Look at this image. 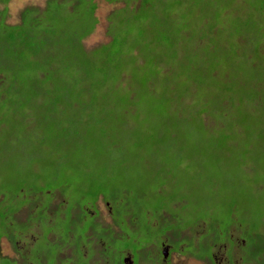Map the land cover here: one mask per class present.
Listing matches in <instances>:
<instances>
[{"label": "trees", "instance_id": "1", "mask_svg": "<svg viewBox=\"0 0 264 264\" xmlns=\"http://www.w3.org/2000/svg\"><path fill=\"white\" fill-rule=\"evenodd\" d=\"M10 1L0 0V5L3 6L0 11V117L4 114L12 115V110H14L15 115L23 117L25 122L27 118H31L33 121L32 113L34 110L42 109L43 105L41 103L44 101L42 98H46L50 106L46 110L48 116L55 114L53 108L57 106L74 109L79 114L98 111L103 116L111 115L115 110L114 114L117 112L119 115V117H115L117 124L120 127H126L129 122L128 113L135 111L134 106L131 104L137 99L136 94H130L132 91L131 84H135L136 79L138 83L142 74L147 76L144 83L147 82L148 85L151 80H155L157 77V80L164 84V87L159 88L161 91L152 92L154 90L151 87L150 92L143 93L138 99H143L145 104L141 108L142 115H146L148 118L158 116L161 122H168L159 134L160 137L157 140H154L153 136L151 139L149 138L148 140L152 141L150 144H146L144 148L147 154L144 165L154 181L157 175L165 178L167 175L173 180L174 177L181 175L179 180L181 182L192 180L200 183L199 172L206 174L214 164V162L205 158L204 151L198 149L195 144V130L199 134H209L208 130L205 129H210L207 126L208 123H205L202 119L204 110L193 116L192 111L198 109L194 108L196 105L194 107L185 106L184 111L181 110L182 99L188 97L179 96L177 98L174 95L172 92L174 87L172 86H175V78H187L190 84L196 85L195 90L202 85L201 95L204 93L203 88H207V86L212 88L213 78L211 76L222 77V73L216 70L218 67L222 66L223 72L225 68L232 69L238 62H242L244 65L252 66L253 70H251L255 82L263 92L264 53L261 54L260 51L263 50L264 52V0H228L226 4L231 7L239 1L245 2V5H247L248 12L240 16L242 21H239L243 22L242 26L248 28L246 30L248 31V38L238 36L235 39L233 34L229 33L220 40L216 37L218 43L211 39L209 34L211 29L207 27L206 32H203L204 27L201 25L206 24L207 21L220 20V18L221 21H229L227 16L222 14L223 11L213 10V5L221 4L217 1L209 0L206 4L200 5L198 0H105L107 3L114 5L121 2L123 6L112 10L107 17L109 42L90 48V50L85 48L83 41L93 32L97 23L95 18L97 4L94 0H46L44 8L28 6L21 10L19 13L20 22L16 25H9L5 21L8 12L7 5ZM137 2L139 4L136 5ZM181 11L184 13L183 15ZM148 15L149 17L146 18ZM231 15L233 19L234 13L232 12ZM172 24L181 29L180 33L176 32V34H179L180 37L183 36L182 42L189 38L183 44L179 40L177 50L168 37L165 35L159 36L162 29ZM182 27H190L193 33L191 32L190 35ZM212 34L215 36L217 31ZM189 42H192L191 47L188 45ZM245 50H251L254 53L257 58L255 64H251V59L254 58L250 54L246 55ZM139 62H141V65ZM161 64H164V66ZM160 66L166 68V73L161 74L160 69L162 68ZM238 70L243 69L240 67ZM133 71H140L141 74L135 78L132 76ZM191 72H195L199 77L196 75L190 77ZM11 73L14 80L9 85H5V79ZM202 77L205 80L201 81ZM229 80V78H226L225 81L229 82ZM123 81L126 82L125 88L121 87ZM214 81L217 83L216 80ZM167 82L170 84V91L166 90L165 83ZM126 85L130 86L131 91L126 88ZM241 85L242 82L238 84V87H241ZM251 87L254 88V86ZM6 91L9 95L6 94ZM226 92L228 93V91ZM204 94L201 95L202 98ZM194 96V104L199 103L201 97L197 91ZM7 98H12L9 102L12 100L18 108L11 109V105L6 106L4 103L8 101ZM29 100L35 103L32 109L28 106ZM229 101L231 99L225 96L219 103L224 106L223 103L226 102L229 106ZM245 101L242 104L247 102ZM173 107L176 108L174 112L172 111ZM121 110H126V112H121ZM242 112L238 109L236 115L229 116V122L221 130L225 135H229V128L234 127L241 132L240 122L245 123V120L241 118L247 115L242 114ZM261 113L259 118L254 119V122L261 121L264 123V107ZM61 121L58 120L53 123L49 134L63 132L60 129ZM199 123L203 127L205 126L204 130L198 128ZM38 127L39 125L35 127V130ZM220 134L222 133L218 135ZM126 137L133 142L134 147L137 146L135 142L136 133L127 134ZM246 137L248 138L249 134ZM174 138L177 140L176 142H174ZM220 139L222 138L216 140ZM216 140L209 143L208 149L215 148L211 146ZM257 140L260 147H264V130L259 133ZM0 144H3V142ZM135 150H142V148H135ZM158 150H162L161 152L164 153L163 159L160 161H157ZM165 151L172 153L166 158ZM218 152L223 153V151ZM35 160L31 161L35 164L37 163ZM58 164L60 163L58 162ZM48 174L53 177L56 176V172ZM68 175L67 179L69 180ZM58 177L60 179L61 175ZM198 186L201 187L199 193L202 190L203 193H206L204 187L200 184ZM48 189L51 188L41 189V192H46ZM56 192L62 194L61 190L52 192L50 190L47 193L49 200H43L41 194L37 195V207L40 213L38 220L41 223L39 228L40 231L43 228L44 232L38 238H32L35 239V242H38L41 238L48 242L47 237L49 234L54 237L55 241L52 245L57 247L56 252H58H55V264L58 262L65 264L64 261L58 258V254L64 249H69L70 253L68 254V260H66V263L69 264H124L122 258L124 256L123 251L126 248H121L116 253L111 252L112 245L104 238L105 231L112 232V230H109L110 227L107 229L99 227L101 224H98V228L104 230L100 233L93 227L88 226L75 229L76 223L80 219L77 218L79 216L78 212H74L79 208L76 204L67 210L61 208L51 211V215L45 214L46 209L50 210V201ZM34 195L36 196V194ZM92 196L95 199L91 200L90 205L85 206V208L96 203L99 198L109 202L111 206L115 204L114 200H107V197L105 195L100 196V193L93 192ZM117 201L118 203L121 202V200ZM221 201L219 200L216 203L215 214L210 215L207 211L204 217L197 214L199 210H206L207 202L198 200L199 206L192 209H190L189 204L182 206L180 208L181 213L188 218L187 223L182 222L175 215H167L165 218L157 219V213L148 211L145 222L147 228L143 232L149 234L157 228L161 230L162 226H166L167 229L162 234L180 237L181 231H199L198 226L200 223L202 225L212 223L215 227L213 233L217 235H221L223 232L227 233L234 220H237L235 214H233V222L232 220L229 221L228 208H225V206L217 208ZM28 202L35 203L36 200H24L22 205ZM64 204L62 205L65 207ZM20 207L7 214L12 218V223L6 227L5 231L3 230L0 240L7 238V240H11L12 244H16L15 241L23 239L26 233H31L33 225L30 221H34L32 216L28 214L23 221H17L18 219L15 217ZM83 214L84 219L90 218L87 213ZM151 217L156 218V227H151ZM125 219L134 223V231L138 230V233L133 237L137 242L140 241L139 237L142 229L137 218L128 215ZM48 220L52 223H49ZM6 221L4 220L5 224L2 225V228L5 227ZM14 223H19L20 227L13 230L12 224ZM204 230L207 232L206 228ZM118 232H121L120 229ZM121 234L122 232L113 233L112 238H119L123 243L124 237ZM258 239L260 243V234ZM182 241L188 244L191 239L183 238ZM99 243L102 244L100 249ZM17 253L24 261L21 264H27L28 262H32L31 264H45L46 262V258L41 257L45 255L40 251L36 253V257L33 256L35 261L34 259L30 260L27 252L21 254V250L17 249ZM95 253L97 256H95ZM115 257H118L117 260H114ZM7 261V264H19L18 261L9 259Z\"/></svg>", "mask_w": 264, "mask_h": 264}, {"label": "rangeland", "instance_id": "2", "mask_svg": "<svg viewBox=\"0 0 264 264\" xmlns=\"http://www.w3.org/2000/svg\"><path fill=\"white\" fill-rule=\"evenodd\" d=\"M94 1L97 4L95 11L97 23L93 32L83 41L87 50L109 42L107 17L112 10L123 6L121 2L114 5L107 3L105 0ZM208 1L198 0V3L204 5ZM214 1L221 4L213 5V10L223 11L222 14L226 15L229 21H221V18L211 22L207 21L206 24H201L204 27L202 31L206 32L207 27L210 28L211 39L217 43L216 37L220 40L225 38L226 34L229 35V33L233 34L235 39L238 36H244L247 39L248 31L246 30L248 28L244 25L242 26L243 22H240L242 21L240 16L248 12L245 2H236L231 7L226 4L228 0ZM45 2L46 0H11L7 5L6 23L9 25L19 24V13L21 10L28 6L44 8ZM2 9L3 6L0 5V11ZM232 12L234 13L233 19ZM181 14L183 15L184 13L181 11ZM173 16L175 17V15ZM148 17L149 15L146 18ZM182 28L190 35L191 32L193 33L190 27ZM180 30V28L178 29L172 24L162 29L159 36L165 35L168 37L177 50L179 40L182 42L183 38V36L180 37L179 34H176V32L180 33ZM215 31H217V34L214 36L212 33ZM188 39L184 42L186 43ZM191 43L189 42L188 44L190 47ZM244 53L252 55L255 60L251 59V64H255L257 58L254 53L251 50H245ZM260 53L263 54V50ZM139 64L141 65V62ZM161 65L164 66V64ZM234 66L233 70L225 68L223 72L222 66L216 69L222 73V77L211 76L217 83L212 79V88L208 86L203 88L205 93H202L204 94L203 98L201 97L202 94L200 95L202 85L195 90L196 85L190 84L187 78H175V86H172L174 87L172 92L177 98L179 96L188 97L182 99L181 110L184 111L185 106L194 107L196 105L194 108L198 109L192 111V116L200 114L204 110L202 119L205 123H208L207 126L210 128H205L209 134H199L195 130L197 148L204 151L206 159L208 158V160L214 162L209 172L206 174L199 172L200 183L192 180L181 182L179 181L181 175L174 177V180L171 177H167V175L166 178L157 175L154 181L144 165V160L147 156L144 148L146 144H150L152 141L148 139L153 136V139L157 140L164 126L168 124V122H161L158 116L148 118L146 115H142L141 108L145 104L143 99L138 100L143 93L150 92L149 89L151 87L154 90L152 92L161 91L160 87H164V84L157 80V77L155 80H151L148 85L147 82L144 83L147 76L144 74L140 75L139 82L137 83L136 79V83L131 84L132 91L130 86L126 85V88L131 91L130 94H136L137 97L135 102L131 104L134 106L135 111L128 113L129 122L126 127H120L117 124L115 117H119V115L117 112L114 114L115 110L111 115L103 116L98 111L79 114L74 109L57 106L53 108L55 114L48 116L46 110L50 106L46 98H42L44 100L41 103L43 105L42 109L34 110L32 113L33 121L31 118L26 119L28 124L23 117L18 116L21 118L19 119L15 115L14 110H12V115H2L0 117V143L3 142V144H0V235L12 223V218L7 214L20 206V210L15 215L16 219H18L17 221H23L28 214L32 216L34 221H30L31 225H33L31 233H26L23 239L15 241L16 244H12L11 240H7V238L0 240V264H7V259L18 261L19 264L24 262L17 253V249L21 250V254L22 252H27L30 260L34 259V261L35 258L33 256L36 257V253L40 251V253L45 255L41 256L46 258L45 264H55L54 260L58 252H56L57 247L52 245L55 241L54 237L49 234L47 237L48 242H46L40 236L41 239L35 242V239L44 232L43 228L41 231L39 228L41 223L38 220L40 213L37 207L38 198L36 197L41 194L43 200H49L47 193L50 190L51 192L61 190L64 195L62 196L61 193L56 192L50 201V210H45L46 215H51L53 210L70 209L71 206L74 207V204H76L79 208L74 212H78L79 216L77 218L79 217L80 219L76 223L75 229L88 226L96 229L98 233L104 232V230L98 228V223H101L99 227L107 229L110 227L109 230L113 228L110 233L105 231L104 238L112 245L110 251L114 253L121 248L132 247L131 242L134 244L133 249H136L138 244L143 247V245L152 244L148 242L150 240L159 241L158 234H162L167 227L162 226L161 230L157 228V230H153L149 234L143 232L147 228L145 222L148 211L157 213V219L165 218L167 215H175L179 220L187 223L189 220L181 213L180 208L186 204L191 206L190 209L199 206L198 200L207 202L208 206L205 211L199 210L197 215L204 217L207 211L210 215L215 214L216 203L222 200L217 208L225 206L228 211L234 212L236 220L240 224H246L243 230L244 235L250 236L253 233H257L259 236V234H264V147H260L257 142L259 133L264 130V123L261 121L254 122V119L259 118L260 114H262L264 89L262 92L260 87H258L259 85L256 84L252 66L244 65L242 62H238ZM160 67L162 68L160 69L161 74L166 73V68ZM240 67L243 70H238ZM183 69L185 70L184 67ZM139 74H141L140 71L132 72V76L135 78ZM195 75V72H191L190 77ZM165 76L167 75L165 74ZM196 76L199 77L198 75ZM226 78L230 79L229 82L225 81ZM13 80V74L11 73L7 76L4 83L9 85ZM203 80L205 78L201 81ZM241 82V87H238ZM122 83L121 87L125 88L126 82L123 81ZM165 85L167 86L166 90L170 91L169 82L165 83ZM251 86H254V88ZM196 91L201 97V101L194 104L195 100H193V97H195ZM6 94L9 95L7 91ZM225 96L231 99L229 106L226 102L223 103V105L225 104L224 106L219 103ZM7 99L8 101L4 103L6 106L11 105V109L18 108L12 100L9 102L12 98ZM244 101L246 103L242 104ZM28 103L30 109L35 106V103L31 100ZM238 109L243 111L242 114H247L241 118L245 120L244 124L239 121L241 132L234 127L229 128V135H225L221 130L229 122V116L236 115ZM126 110H121V112H126ZM174 110H176L175 107H173L172 111L174 112ZM46 116L47 118H45ZM58 120H62L60 129L63 132L49 134L53 123ZM38 125L39 127L35 130ZM198 125L200 130H204L205 126L203 127L201 123ZM130 133H136V147L126 137ZM219 133L222 134L218 135ZM248 134L249 137L247 138L246 135ZM217 138L222 139L217 141ZM13 139L14 141H12ZM173 140L174 142L177 141L175 138ZM214 140L216 142L211 147L215 148L208 149L209 143ZM135 148H142V150H135ZM161 151H157V161L163 159L164 153ZM218 151H223V153ZM172 152L165 151V157H169ZM34 159L37 162L35 164L31 161ZM50 172H56V176H50L48 174ZM67 174H69V180L67 179ZM59 175H61L60 179ZM65 183H67V187ZM199 184L205 188L206 193H203V190L199 193L201 189L198 186ZM47 188L51 189L41 192V189ZM93 192L100 193V196L105 195L107 200H114L115 204L111 206L113 208L114 221L107 211V202L102 198H99L95 205L101 213V216L96 217L97 223L94 221V217L84 219L82 208L90 205L91 200L95 199L92 196ZM24 200H36V202L29 203L31 202L29 201L22 205ZM117 200H121V202L118 203ZM63 203H65V207L62 205ZM128 215L135 216L142 229L139 237L140 241L138 242L126 240L122 243L119 238H112L113 233L122 232L129 237H133V235L138 233V230L134 231V223L125 219ZM5 217L8 219L7 221ZM4 220L6 225L2 228V225L5 224ZM48 222L52 223L50 220ZM150 225L151 227L157 226L155 217H151ZM205 225L206 234L210 235V239L217 238L218 240L217 234L213 233V228L215 227L212 223L204 225L200 223L198 226L200 228L199 231L204 232ZM12 226L13 230H15L20 227V224L14 223ZM119 229L121 232H118ZM25 238L27 239L24 240ZM208 242L205 236L200 239L202 252L208 248ZM101 245L100 243L98 244L99 249ZM219 245L220 243H217L214 248L216 252ZM187 249L193 250L191 243H189ZM69 253V249L60 251L58 254L59 260L69 264L66 263ZM147 255L144 254V258L142 255L140 256L141 263L147 264ZM117 258L115 257L114 260H117ZM235 258L237 259V257ZM180 260H189L180 264L200 263L195 261L197 259L194 258H183ZM31 263L28 262L27 264ZM57 264L60 263L58 262Z\"/></svg>", "mask_w": 264, "mask_h": 264}, {"label": "flooded vegetation", "instance_id": "3", "mask_svg": "<svg viewBox=\"0 0 264 264\" xmlns=\"http://www.w3.org/2000/svg\"><path fill=\"white\" fill-rule=\"evenodd\" d=\"M96 204L97 202L90 207L82 208L84 213H87L90 217H94L95 222L96 217L101 216L100 210L95 206ZM108 204L107 202V211L113 220V208L111 204L109 206ZM228 212L229 221L232 220L233 222L234 219L232 216L235 213ZM245 227L246 224H240L234 220L233 225L230 226L227 233L223 232L221 235H217L218 240L217 238L210 239V235H207L205 230H203L205 233L199 232L198 230H194V232L181 231L180 237L172 235L166 236L160 233L159 241L150 240L148 242L152 244L143 245V247L138 244L137 248L133 249L134 244L131 242L132 247H127L123 251L124 256L122 259L124 264H143V262L141 263L140 256L142 255L144 258V254H148L147 264H180L183 261H189L180 260L183 258L197 259L195 261L200 262L199 264H264V234L260 235L259 243L257 233H253L250 236L244 235L243 230ZM121 235H123L124 241L134 240L137 242L134 237H129L123 233ZM204 236L209 242L206 251L202 252L200 239ZM183 238L191 239L190 243L192 244L193 250L187 249L189 243H184L182 241ZM217 243H220V245L216 252L214 248ZM95 256H97L96 253Z\"/></svg>", "mask_w": 264, "mask_h": 264}]
</instances>
